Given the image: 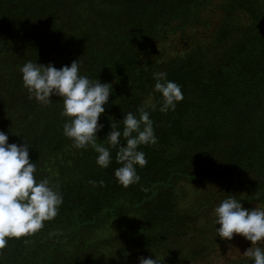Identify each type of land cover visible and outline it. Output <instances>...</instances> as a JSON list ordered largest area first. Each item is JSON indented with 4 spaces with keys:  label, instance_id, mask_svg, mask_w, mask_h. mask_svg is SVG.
Segmentation results:
<instances>
[{
    "label": "trees",
    "instance_id": "trees-1",
    "mask_svg": "<svg viewBox=\"0 0 264 264\" xmlns=\"http://www.w3.org/2000/svg\"><path fill=\"white\" fill-rule=\"evenodd\" d=\"M67 2L0 0V131L8 143L30 144L35 179H49L63 196L41 230L7 238L0 264H132L152 246L169 258L176 242L195 230L194 216L177 199L180 182L213 179L220 197L237 192L264 202V0H219L226 14L241 12L258 23L217 65L220 51L208 57L201 44L186 59L152 57L156 43L197 29L217 0H72L60 18ZM229 28L221 27V39ZM78 59L81 75L112 85L96 134L112 156L107 168L97 165L92 145L76 148L64 135L69 118L61 115L60 97L42 104L23 86L20 68L28 61L59 69ZM158 72L181 86L184 98L174 111H159ZM196 85L202 100L189 97ZM148 91L155 108L141 102ZM139 108L149 111L157 143L139 146L147 164L137 166L140 181L124 187L114 176L118 147L106 135L111 124L123 130V115L139 118Z\"/></svg>",
    "mask_w": 264,
    "mask_h": 264
},
{
    "label": "clouds",
    "instance_id": "clouds-1",
    "mask_svg": "<svg viewBox=\"0 0 264 264\" xmlns=\"http://www.w3.org/2000/svg\"><path fill=\"white\" fill-rule=\"evenodd\" d=\"M23 86L30 98L42 104L52 102V96L63 101L61 115L69 119L63 123V133L73 141L76 148L92 145L98 153L96 163L107 168L112 156L108 147L97 144V132L103 128L99 117L112 92L110 83L94 81L80 74V59L57 69L51 62L47 65L28 61L21 68ZM156 80L154 90L162 97L159 111L175 110L183 100L181 86L167 79V73L153 74ZM155 108V105H152ZM139 118L132 112L123 115V130L114 124L106 135L110 147H118L116 160L120 167L114 176L124 187L140 181L137 166L147 164L146 156L139 150L140 145H155L157 137L149 111L139 108ZM123 137L126 143L121 144ZM9 137L0 131V250L8 243L7 238H20L35 234L44 227V222L58 214L63 196L58 185L45 178L37 181L34 177L36 165L30 162L28 142L8 143ZM216 233L231 240L233 234H240L251 241V247L243 254L251 264H264V249L252 247L264 239V209H245L235 196H227L214 208ZM216 235V236H217ZM138 264H159L157 257L138 258Z\"/></svg>",
    "mask_w": 264,
    "mask_h": 264
},
{
    "label": "rangeland",
    "instance_id": "rangeland-1",
    "mask_svg": "<svg viewBox=\"0 0 264 264\" xmlns=\"http://www.w3.org/2000/svg\"><path fill=\"white\" fill-rule=\"evenodd\" d=\"M71 2L72 0H69L61 7L59 11L60 18H64L69 9H72ZM213 7L215 10L211 11ZM256 23H258V20L252 19V17L241 12L226 14L219 0H217V4L204 14V20L199 23L197 29L178 31L175 35L167 37L166 42L163 44L156 43L157 46L153 50L152 57H159L158 54L161 53L162 61L186 59L185 57L190 54L192 49H195L194 45L201 44L202 49L200 51L207 50L208 57H211V54L216 55L215 53L220 51L216 55L217 58L215 57L216 62H213L214 65H217L223 61L224 51L234 48L239 37L245 34L247 30H250ZM81 25L86 26L84 23H81ZM226 26L230 27L225 29L228 32V36L225 39H221L219 31L221 27ZM184 34L188 35L187 39L183 38ZM218 37L220 38L218 39ZM192 38L197 40L191 42ZM200 51L196 50V54L199 55ZM96 61H90V63H96ZM99 61L100 58L98 59ZM206 62L209 61L207 60ZM190 89L189 97H197L202 100L199 86H192ZM153 101V94L150 91L145 93L141 99L144 106L152 105ZM212 154L218 158L223 153L215 152ZM226 177L225 175L223 178L226 179ZM236 183L238 182H230L232 186L229 187H235ZM219 188L220 186L213 179L206 182H180L176 189L177 199L181 210L194 216L195 230H192L184 239L176 242L173 246L175 249L173 252L175 253L170 251L171 257L169 258L160 249L156 250L158 247L155 246L146 249L145 255L140 257L152 259L157 257L159 264H231L233 262L251 264L250 258L243 254L251 247V241L235 233L231 240L219 237L215 227L218 228L220 225H215L214 223L216 219L214 208L227 196H235L236 199L240 200L242 207L249 210L255 207L264 209V202L245 201L242 196L237 198V192H229L226 196L220 197ZM209 200H212L211 204H208ZM257 246L264 249V239L252 245V247ZM150 250L157 251V254L152 253ZM132 264H138V262Z\"/></svg>",
    "mask_w": 264,
    "mask_h": 264
}]
</instances>
